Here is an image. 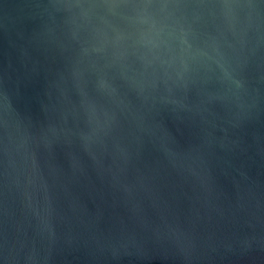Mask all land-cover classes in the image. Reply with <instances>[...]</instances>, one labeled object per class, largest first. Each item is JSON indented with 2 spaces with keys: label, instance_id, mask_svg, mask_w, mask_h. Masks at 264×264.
I'll use <instances>...</instances> for the list:
<instances>
[{
  "label": "water",
  "instance_id": "95a60500",
  "mask_svg": "<svg viewBox=\"0 0 264 264\" xmlns=\"http://www.w3.org/2000/svg\"><path fill=\"white\" fill-rule=\"evenodd\" d=\"M0 264H264V0H0Z\"/></svg>",
  "mask_w": 264,
  "mask_h": 264
}]
</instances>
